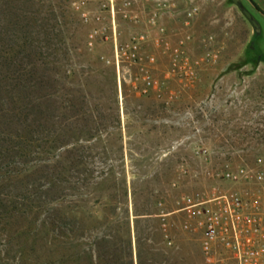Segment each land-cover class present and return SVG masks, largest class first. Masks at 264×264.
<instances>
[{"label": "rangeland", "instance_id": "obj_1", "mask_svg": "<svg viewBox=\"0 0 264 264\" xmlns=\"http://www.w3.org/2000/svg\"><path fill=\"white\" fill-rule=\"evenodd\" d=\"M253 1L264 12V2ZM0 2L3 50L13 5L20 19H35L36 29L45 24L50 75L63 86L58 93L77 104L86 99L98 124L119 126L120 140L114 134L86 155L96 172L113 165L108 192L115 204L126 190L132 239L139 220L145 262L204 264L198 234L184 227L190 220L180 208L188 200L263 188L264 206V184L225 175L238 166L258 168V158L264 170V18L244 0L260 24L253 48L252 25L231 0H166L154 20L143 11L146 0ZM33 158L29 192L14 196L15 179L0 189V264H49L46 231L33 207L48 179ZM73 175L69 169L67 179Z\"/></svg>", "mask_w": 264, "mask_h": 264}, {"label": "trees", "instance_id": "obj_2", "mask_svg": "<svg viewBox=\"0 0 264 264\" xmlns=\"http://www.w3.org/2000/svg\"><path fill=\"white\" fill-rule=\"evenodd\" d=\"M7 15L11 29L9 50L4 51L0 2V189L15 179L19 190L14 196L29 192L36 156L48 182L33 198L34 218L46 231L49 264H148L139 220L132 239L126 190L115 204L108 192L116 179L113 165L99 173L87 160L86 152L98 153V142L105 148L114 134L121 139L119 126L112 130L98 124L86 99L77 104L58 93L63 86L50 75L45 24L36 29L35 19H20L13 5ZM113 120L118 123V115ZM117 151L122 154V147ZM101 153L107 157L109 151ZM69 169L74 172L72 180L67 179ZM67 181L70 195L64 192ZM149 260L160 264L153 257Z\"/></svg>", "mask_w": 264, "mask_h": 264}, {"label": "built area", "instance_id": "obj_3", "mask_svg": "<svg viewBox=\"0 0 264 264\" xmlns=\"http://www.w3.org/2000/svg\"><path fill=\"white\" fill-rule=\"evenodd\" d=\"M150 1L143 11L151 20L163 15L166 0ZM127 5L131 2H127ZM196 7L193 8L195 10ZM154 22V21H153ZM147 85L150 81L146 80ZM258 168L238 166L228 170L232 180L252 179L264 184L263 161ZM263 188H232L207 199L187 203L180 208L190 220L184 225L198 234L201 259L204 264H264Z\"/></svg>", "mask_w": 264, "mask_h": 264}, {"label": "water", "instance_id": "obj_4", "mask_svg": "<svg viewBox=\"0 0 264 264\" xmlns=\"http://www.w3.org/2000/svg\"><path fill=\"white\" fill-rule=\"evenodd\" d=\"M248 1L250 2V0ZM231 2L240 8L244 16L250 21L252 25L253 36L249 44V47L251 48L255 44V40L260 34V24L258 20L242 5L241 0H231ZM257 60L259 61V56L257 57Z\"/></svg>", "mask_w": 264, "mask_h": 264}, {"label": "flooded vegetation", "instance_id": "obj_5", "mask_svg": "<svg viewBox=\"0 0 264 264\" xmlns=\"http://www.w3.org/2000/svg\"><path fill=\"white\" fill-rule=\"evenodd\" d=\"M244 1L249 5V7H251V11L259 14L260 16L264 18V12L260 10L259 6H257V4L253 0H250V2L248 0H244ZM253 47L254 45L251 48ZM258 56H259V61H260L263 57L261 54H259Z\"/></svg>", "mask_w": 264, "mask_h": 264}, {"label": "crops", "instance_id": "obj_6", "mask_svg": "<svg viewBox=\"0 0 264 264\" xmlns=\"http://www.w3.org/2000/svg\"><path fill=\"white\" fill-rule=\"evenodd\" d=\"M264 2V0H262Z\"/></svg>", "mask_w": 264, "mask_h": 264}]
</instances>
